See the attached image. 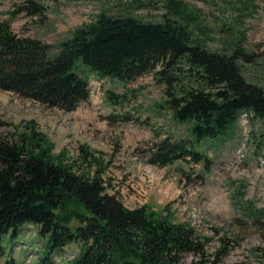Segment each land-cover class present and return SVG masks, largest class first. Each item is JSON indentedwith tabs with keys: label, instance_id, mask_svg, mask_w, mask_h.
Listing matches in <instances>:
<instances>
[{
	"label": "trees",
	"instance_id": "1",
	"mask_svg": "<svg viewBox=\"0 0 264 264\" xmlns=\"http://www.w3.org/2000/svg\"><path fill=\"white\" fill-rule=\"evenodd\" d=\"M26 2L20 10L30 15L45 10L40 1ZM195 31L202 33L199 12L180 0H166L155 22L99 11L60 41L54 53L0 20V90L71 111L87 97L83 70L121 83L151 73L172 119L192 123L188 139L165 135L153 143L145 151L147 162L163 167L187 159L205 169L208 159L192 143L224 136L240 114L264 122V88L245 77L243 66L250 61L239 40L228 42L225 50H211ZM104 95L119 101L110 90ZM11 126L10 134H0V254L4 236L16 234L23 223L46 237L34 264H44L54 250L72 242L79 250L68 264H178L187 253L200 257L197 264H218L227 253L228 243L220 237L213 258L203 262L209 237L186 222L171 221L166 207L123 205L116 191H108L102 157L88 147L78 146L76 158L65 160V150L53 155L31 125L21 132ZM77 159L83 171L75 170ZM250 212L254 218L264 214ZM70 219L76 222L73 228Z\"/></svg>",
	"mask_w": 264,
	"mask_h": 264
},
{
	"label": "rangeland",
	"instance_id": "2",
	"mask_svg": "<svg viewBox=\"0 0 264 264\" xmlns=\"http://www.w3.org/2000/svg\"><path fill=\"white\" fill-rule=\"evenodd\" d=\"M41 14L20 10L26 0H0V20L8 22L18 36L40 40L54 53L57 44L99 11L127 14L144 21H158L166 0H36ZM199 12L201 32H196L211 50H225L239 40L249 63L243 72L249 82L264 88V0H180ZM242 33V39L237 36ZM88 78L87 97L71 111L47 107L11 91L0 90V134L19 132L32 126L52 146L51 153L65 150L64 159H75L84 145L105 164L103 177L108 191L117 192L128 208L147 205L154 211L166 207L171 221L186 222L209 237L203 262L213 258L220 237L228 251L218 264H264V122L240 114L224 136L193 142L206 155L207 168L190 160H176L158 167L147 162L151 145L165 135L188 139L191 120L177 122L162 106L161 86L151 73L127 83L100 78L83 70ZM110 90L119 95L113 103L105 98ZM76 160L75 170H84ZM92 168L90 169V171ZM198 175H201L199 177ZM164 213V212H163ZM74 219L69 226L74 227ZM46 237L36 227L23 223L13 236L2 239L0 264H34L45 248ZM72 242L54 250L44 264H68L78 253ZM198 256L183 254L178 264H197Z\"/></svg>",
	"mask_w": 264,
	"mask_h": 264
}]
</instances>
